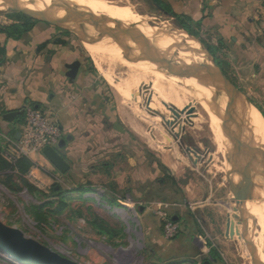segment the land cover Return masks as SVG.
Returning <instances> with one entry per match:
<instances>
[{"label":"rangeland","instance_id":"rangeland-1","mask_svg":"<svg viewBox=\"0 0 264 264\" xmlns=\"http://www.w3.org/2000/svg\"><path fill=\"white\" fill-rule=\"evenodd\" d=\"M127 1L137 12L153 17L152 26L165 21L170 27L188 33L174 15L181 19L188 17L190 20L183 19L185 26L191 29V34H188L206 48L218 67L243 94L250 93V87L239 84L232 68L231 56L224 51L217 34L207 30L201 17L199 18L207 0H160L169 7L171 14H174L172 17L160 11L152 0ZM7 13L11 12L0 9V30L15 20ZM190 15H195L197 19H192ZM34 26L49 28L54 34L52 39L63 42L64 50L68 51L72 42L78 44L87 63L79 78H85L88 82L90 80L94 90L104 97L103 101L106 100L102 105L108 107L103 114L107 127L104 125L103 128L108 132L111 127L116 134L111 135L103 146L107 159L88 158L86 166L79 174L70 173L69 177L64 179L52 165L38 166L39 160L45 163L40 154L32 156L31 160L35 162L36 168L26 175V179L39 192L28 191L15 177L0 172V217L3 222L18 228L38 244L49 247L78 264H202L204 261L210 264H256L250 251L251 244L256 248V257L264 264V258L260 257L261 242L256 236L257 230L248 224L249 211L253 210L254 214L259 212L252 205L259 207L264 199L251 200L247 197L245 200L242 216L250 233L244 232L242 221L238 218L240 215L235 199L236 186L241 171L245 169L237 168L235 180L232 177L234 163L228 174L216 170V164L223 162L222 155L217 151L212 159L214 162L210 161V165L206 166L208 161L205 157L214 151V146L208 118L201 107L191 100V124H184L183 132L174 135H180V143L174 140L173 136L171 138V134L165 130L159 134L147 122L141 120L134 105L123 103L99 75L80 44L78 35L41 22ZM0 33L5 36L3 32ZM3 42L0 41V46L4 45ZM51 42L49 40V43ZM46 52L38 51L32 59L35 61L38 53L48 55L50 59L57 54L55 51L51 52L52 55ZM1 57L0 55V60ZM41 57L37 60L40 61ZM79 57H68L67 62L80 63L82 61ZM15 58L18 59L12 55L11 60L9 59L13 66L16 65ZM5 61L6 54L3 61H0V76L6 70ZM52 71L49 75L51 77L59 76L64 81L70 78L66 75L69 69L65 70L63 65L58 66L57 62ZM189 74L198 76L196 73ZM51 95L52 92L47 95V101H50ZM31 104L34 103L29 102L27 105ZM49 108L45 105L40 109L50 116ZM3 113L4 108L0 104L1 147H5L9 140L13 139L9 131L11 125L1 118ZM58 116L61 123H65L62 112H59ZM94 124V128L101 127L99 123ZM62 127L64 128L63 124ZM117 132H122L123 135L119 134L117 137ZM172 141L176 142L172 144ZM190 149L194 150L196 155ZM118 152L122 155L117 156ZM190 152L194 155L192 159ZM199 154L203 155V158ZM103 162H107V166H103ZM79 175L83 179L82 184L92 188L91 192L84 195L86 199H90L86 204L87 209L76 202L72 209H65L61 215L54 216L43 210L46 219H37L32 208L46 200L54 199L53 188L72 189L80 185ZM17 186H20L18 190ZM112 194L117 197V205L107 202ZM158 203L166 205L170 216L176 214L182 219L179 232L172 239L163 237L161 223L152 212ZM144 210L147 211L142 214ZM78 212L86 214L85 217L78 216ZM89 212L106 221L111 231H119L110 235L103 234L97 226L96 217L88 215ZM232 212H235V217ZM212 249L222 254L221 260H210ZM0 264L12 263L0 257Z\"/></svg>","mask_w":264,"mask_h":264},{"label":"bare ground","instance_id":"bare-ground-1","mask_svg":"<svg viewBox=\"0 0 264 264\" xmlns=\"http://www.w3.org/2000/svg\"><path fill=\"white\" fill-rule=\"evenodd\" d=\"M19 1L25 3L28 8L38 10H43L50 4L65 7L70 12L91 19L122 39L131 40L143 34L145 39L130 42V46L135 49L136 53L141 51L153 55L172 56L177 65L179 62L186 64L197 62L206 68L210 67V61H207L204 52L190 36L170 27L165 21L157 22L155 26H152L153 17L137 12L127 0L115 2L110 0ZM4 5L0 0V9ZM63 15V11L57 13L59 17ZM89 30L92 31L90 28ZM77 38L99 75L118 94L123 103L129 106L134 105L141 120L144 123L147 122L155 132L160 134L165 130L171 134L170 137L173 136V139L180 143V135L177 137L174 135L183 132L184 124H191L193 115L191 100L195 101L207 115L212 134L214 151L206 155L205 158L208 161L206 166L213 161L215 151L219 152L223 162L216 164V170L228 174L234 163L232 177L235 180L237 168L245 169L241 171V176L246 174L247 197L251 200L264 199L262 180L253 173H248V168L242 162L221 121L220 113L216 110L217 107L221 110L225 105V98L217 88L202 80L197 73L198 76L189 74L195 73L191 69L174 70L147 61L134 62L110 39L98 41L92 33L78 34ZM237 118L244 131L252 132L255 143L264 147V119L256 106L248 100L247 94L242 92L238 103ZM169 136L167 135L168 138ZM174 142L172 141V144ZM190 150L195 154L194 150ZM191 152L189 154L192 159L194 155ZM200 156L203 158V155ZM252 206L259 212L254 214L253 210L249 211L248 224L257 230L256 236L261 242L260 257L262 259L264 258V200L259 207L258 205Z\"/></svg>","mask_w":264,"mask_h":264},{"label":"crops","instance_id":"crops-1","mask_svg":"<svg viewBox=\"0 0 264 264\" xmlns=\"http://www.w3.org/2000/svg\"><path fill=\"white\" fill-rule=\"evenodd\" d=\"M204 3L206 7L199 16L202 24L221 40L224 51L231 56L239 84L250 87V93L246 94L264 119V0H207ZM190 17L197 19L195 15ZM52 38L54 34L49 28L37 26L18 39L6 38L0 33V41H4L6 48V70L0 76V104L4 112L23 109L29 102L39 109L41 106H51L50 117L57 121L62 132L61 139L65 140L64 146L59 149L69 165L68 170L61 174L64 179L70 173L79 174L88 158L107 159L103 146L116 132L111 127L108 132L103 128L104 125L107 127L103 114L108 108L102 105L106 102L105 99L103 101L104 97L94 90L90 80L79 78L87 63L78 44L70 43L67 51L63 42L56 43ZM49 40L52 42L49 43ZM42 50L49 52V55H52V51L57 54L50 59L48 55L38 53L40 55L36 57L42 56L41 60L35 58L34 61V53ZM12 55L18 57L14 66L9 61ZM79 56L82 62L73 77L64 81L59 76H49L56 62L67 70L73 63L67 62L68 57ZM50 92L52 95L47 101ZM59 112H62L65 123H61ZM94 123H99L101 127L94 128ZM119 134L123 135L117 132V137ZM118 155H122L121 152ZM40 156L44 158L42 154ZM44 161L43 164L39 160L38 166L51 165L45 158ZM103 164L107 166V162ZM79 177L82 184L83 179L81 175ZM146 211H142V214ZM232 215L235 217V212ZM171 217L180 224V216L174 214ZM217 253L221 260L222 254L218 250ZM210 260L215 259L210 257Z\"/></svg>","mask_w":264,"mask_h":264},{"label":"water","instance_id":"water-1","mask_svg":"<svg viewBox=\"0 0 264 264\" xmlns=\"http://www.w3.org/2000/svg\"><path fill=\"white\" fill-rule=\"evenodd\" d=\"M5 4L3 9L7 12L21 13L30 17L37 22L48 24L52 27L60 29L62 31L74 34H89L98 41L104 39H110L119 48L124 50L130 59L134 62L147 61L152 64H156L162 67L177 69H191L199 75V77L205 82L210 83L217 88L218 92L225 98L224 108L217 111L220 113L221 121L224 124L226 132L234 143L235 149L240 155L242 162L248 168V172L253 173L260 178L264 187V147L257 145L254 141V136L251 131L248 133L244 131L243 126L240 124L237 118L238 103L241 95V91L235 86V84L226 76L223 71L218 67L213 57L206 50V48L198 43L199 49L204 52L206 58L210 61V67L206 68L200 63L191 62L186 64L179 62L175 64V60L172 56H162L143 53L130 46V42L136 40H142L146 37L141 34L134 39L127 40L122 39L115 35L113 32L102 28L100 25L92 21L91 19L80 16L75 12L68 11L67 8L50 4L43 10L28 8L25 3L19 0H2ZM30 4V3H28ZM154 5L162 11L164 14L172 17L167 11L162 9L159 5ZM63 11L64 15L59 17L57 13ZM89 28L92 30L90 31ZM194 41V37L189 35L186 31L181 30ZM79 67L78 62H74L70 66L71 76L73 77ZM248 100L249 97L247 96ZM23 114V109L6 111L2 114L1 118L4 121L13 122L14 119ZM65 144L64 139H60L56 147L46 146L42 150L44 158L61 174L65 173L69 165L65 158L59 152ZM245 176H240L235 203L238 205V212L243 224L244 232H248V224L245 222L242 213V207L247 199L248 189L245 187ZM250 251L254 262L256 264H262L256 257V248L253 244L250 246ZM0 257L12 264H78L72 259L65 257L64 255L52 250L49 247L38 244L36 241L27 237L21 230L16 227L7 225L0 217ZM202 264H210L208 261H204Z\"/></svg>","mask_w":264,"mask_h":264},{"label":"trees","instance_id":"trees-1","mask_svg":"<svg viewBox=\"0 0 264 264\" xmlns=\"http://www.w3.org/2000/svg\"><path fill=\"white\" fill-rule=\"evenodd\" d=\"M152 1L154 3H156L157 5H159L165 11H167V12L169 11V7L165 4H163L160 0H152ZM169 14H171V12ZM7 15L13 17L15 20H14V22L10 23L9 25L5 26L2 30H0L1 32H3L5 34L6 38L18 39L22 35L30 32L32 30V28L34 27V25L37 23L36 20H33L30 17L23 15L21 13L11 12V13H7ZM174 17L177 18L180 21V23L182 24V27L186 28L188 33L191 34V29L189 27L185 26V21H183V19L184 20H190V19L188 17L187 18L183 17V19H181L180 17H178L176 15H174ZM56 43H59V41L56 40ZM5 54H6V48H5V45H2V46H0V55L2 56L0 61H3ZM30 106L35 107V104H31ZM23 120H24V113L21 115H18L14 119L13 122L5 121L9 125H11V127H12L9 131H10V134H12L13 139H16L18 137L17 132L19 130V125L23 122ZM16 125L18 127H16ZM103 166H105V165L103 164ZM34 168H36L35 162L26 156H21L17 159H14V160H10V159L6 158L4 156V147L0 146V172L3 173L4 175H8L10 177H15L20 182L22 187L26 188L28 191L39 192L26 179V175H28ZM19 188H20V186L16 187L17 190ZM91 191H92L91 187L85 186L83 184H80V185H78L72 189H62L60 187L53 188L52 192L55 195L54 199L46 200L41 205L34 206L32 208V212L36 215L37 219L44 220V219H46L45 218L46 216H45L43 210H46L47 212H49L51 215H54V216L61 215L65 209H68V208L72 209V206L76 205V202L81 204V206L86 207V209H87L86 204L88 202H90V199L89 200H88V198L86 199L84 197V195L88 192H91ZM116 200H117L116 195L112 194L111 198H108L107 202L110 205H112V204L117 205ZM77 215L84 218L85 217L84 215H86V214H84L83 212H78ZM88 215H91V217H93V218L96 217L95 215H93L90 212L88 213ZM96 219H97L96 222H98L97 226L100 227L103 234L110 235V233L114 234L117 231H119V229L111 231L107 227L108 224L106 221L100 219L99 217H96ZM89 221H91V220H89ZM210 254H211L212 258L218 259L217 250L215 251L212 249Z\"/></svg>","mask_w":264,"mask_h":264},{"label":"built area","instance_id":"built-area-1","mask_svg":"<svg viewBox=\"0 0 264 264\" xmlns=\"http://www.w3.org/2000/svg\"><path fill=\"white\" fill-rule=\"evenodd\" d=\"M24 120L19 125L18 137L9 140L4 147V155L10 160L21 156L32 158L42 154L46 146L56 147L61 139V129L56 120L37 107H23ZM152 212L158 217L165 239L174 238L179 232V224L166 211V205L157 204Z\"/></svg>","mask_w":264,"mask_h":264},{"label":"flooded vegetation","instance_id":"flooded-vegetation-1","mask_svg":"<svg viewBox=\"0 0 264 264\" xmlns=\"http://www.w3.org/2000/svg\"><path fill=\"white\" fill-rule=\"evenodd\" d=\"M73 63H74V62H73ZM73 63H72V64H73ZM72 64H70L69 67L72 66ZM70 74H71V70H70V68H69V71L66 72V75H67V76H71Z\"/></svg>","mask_w":264,"mask_h":264}]
</instances>
